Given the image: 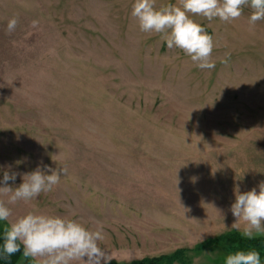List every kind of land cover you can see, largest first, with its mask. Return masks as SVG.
Returning a JSON list of instances; mask_svg holds the SVG:
<instances>
[{
  "label": "rangeland",
  "instance_id": "374dc122",
  "mask_svg": "<svg viewBox=\"0 0 264 264\" xmlns=\"http://www.w3.org/2000/svg\"><path fill=\"white\" fill-rule=\"evenodd\" d=\"M133 4L0 0V181L68 169L9 204L0 229L28 212L99 221L111 261L182 247L191 264H224L231 241L193 247L237 230L236 192L264 181V20L250 26L247 6L231 23L193 16L215 41V67L201 70L141 32Z\"/></svg>",
  "mask_w": 264,
  "mask_h": 264
},
{
  "label": "clouds",
  "instance_id": "9594fccd",
  "mask_svg": "<svg viewBox=\"0 0 264 264\" xmlns=\"http://www.w3.org/2000/svg\"><path fill=\"white\" fill-rule=\"evenodd\" d=\"M245 6L251 9L250 26L264 20V0H178V4L159 7L156 0H134L131 15L141 32L159 35L168 49H180L196 67L211 70L215 67L212 60L214 38L192 17L200 16L209 22L219 18L223 23H231L243 15ZM37 23L33 21L34 26ZM17 25L18 18H11L7 24L8 32L14 31ZM226 55L230 56V53ZM67 171V167L53 170L47 166L42 171L38 166L24 174L23 182L16 188L7 185L9 181H15L17 173L10 175L6 171L0 181L5 185L0 187V196L6 197V200L0 199V221H7L12 215L9 204L29 202L41 193L52 191ZM258 188L259 191L253 188L242 194L237 191L231 205L236 218L232 228L241 230L249 239L254 234L264 235V181ZM105 239L104 226L99 221L95 227H86L77 219L28 212L3 229L0 253L11 256L22 246L23 257L31 258L36 264H101V260L108 264L113 256L100 246ZM224 264H264V250L237 249L226 256Z\"/></svg>",
  "mask_w": 264,
  "mask_h": 264
},
{
  "label": "trees",
  "instance_id": "16d2710c",
  "mask_svg": "<svg viewBox=\"0 0 264 264\" xmlns=\"http://www.w3.org/2000/svg\"><path fill=\"white\" fill-rule=\"evenodd\" d=\"M4 229V228H3ZM3 229H0V244H2V232ZM228 240L231 241L232 244L228 246L229 252H233L237 249H256V250H264V235L262 236H253V238L249 239L244 237L237 230H231L227 232L220 233L215 237L207 238L203 241L198 242L193 247V250H199L207 245H220L221 241ZM189 250L188 248H177L170 253H164L156 256H144L142 258L133 259L127 262L120 261H109L108 264H191L189 260L186 258L185 252ZM23 259L22 264H36L31 258L23 257V247L21 246V250L11 256L0 253V264H17L19 260ZM104 264V263H101Z\"/></svg>",
  "mask_w": 264,
  "mask_h": 264
}]
</instances>
